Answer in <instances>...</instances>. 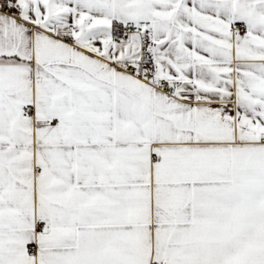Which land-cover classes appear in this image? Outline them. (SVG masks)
<instances>
[{
	"label": "snow or ice",
	"instance_id": "6c2138e0",
	"mask_svg": "<svg viewBox=\"0 0 264 264\" xmlns=\"http://www.w3.org/2000/svg\"><path fill=\"white\" fill-rule=\"evenodd\" d=\"M0 264H264V0H0Z\"/></svg>",
	"mask_w": 264,
	"mask_h": 264
}]
</instances>
